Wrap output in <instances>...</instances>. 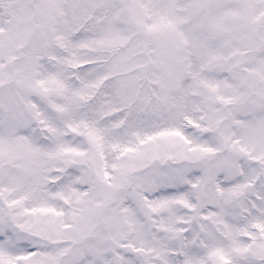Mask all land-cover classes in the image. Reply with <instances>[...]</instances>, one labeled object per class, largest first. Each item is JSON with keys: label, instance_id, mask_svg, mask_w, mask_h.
<instances>
[{"label": "snow or ice", "instance_id": "obj_1", "mask_svg": "<svg viewBox=\"0 0 264 264\" xmlns=\"http://www.w3.org/2000/svg\"><path fill=\"white\" fill-rule=\"evenodd\" d=\"M0 264H264V0H0Z\"/></svg>", "mask_w": 264, "mask_h": 264}]
</instances>
